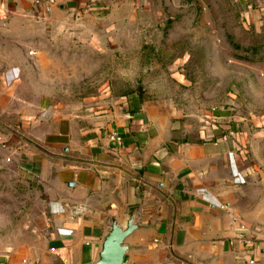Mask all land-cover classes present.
<instances>
[{
	"label": "crops",
	"instance_id": "1",
	"mask_svg": "<svg viewBox=\"0 0 264 264\" xmlns=\"http://www.w3.org/2000/svg\"><path fill=\"white\" fill-rule=\"evenodd\" d=\"M113 1L0 0V191L25 198L8 199L22 217L32 210L0 264H97L115 228L131 230L124 264H264L262 134L228 110L184 116L146 90L70 105L31 79L41 48H96ZM242 227L252 248L235 241Z\"/></svg>",
	"mask_w": 264,
	"mask_h": 264
},
{
	"label": "rangeland",
	"instance_id": "2",
	"mask_svg": "<svg viewBox=\"0 0 264 264\" xmlns=\"http://www.w3.org/2000/svg\"><path fill=\"white\" fill-rule=\"evenodd\" d=\"M98 21L96 48L40 49L31 65L38 89L70 105L146 90L184 116L228 110L264 136V0H114ZM8 199L25 198L0 191L1 249L32 225V210L22 217Z\"/></svg>",
	"mask_w": 264,
	"mask_h": 264
},
{
	"label": "water",
	"instance_id": "3",
	"mask_svg": "<svg viewBox=\"0 0 264 264\" xmlns=\"http://www.w3.org/2000/svg\"><path fill=\"white\" fill-rule=\"evenodd\" d=\"M131 230L122 233L118 228L107 237L104 243V250L101 260L97 264H124L128 262V257L124 247L122 246L125 238L130 234Z\"/></svg>",
	"mask_w": 264,
	"mask_h": 264
},
{
	"label": "built area",
	"instance_id": "4",
	"mask_svg": "<svg viewBox=\"0 0 264 264\" xmlns=\"http://www.w3.org/2000/svg\"><path fill=\"white\" fill-rule=\"evenodd\" d=\"M34 8H50L53 6H57L60 3V0H30ZM111 140L117 143H122L123 138L118 135V133H113L110 136ZM246 227H242V230L240 231V234L237 236L236 240L237 242L244 243L246 247L252 248L254 246V243L251 239L246 237ZM251 263H254L253 261Z\"/></svg>",
	"mask_w": 264,
	"mask_h": 264
}]
</instances>
